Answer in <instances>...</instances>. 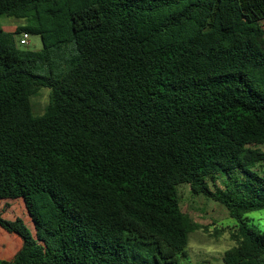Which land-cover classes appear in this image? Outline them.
I'll list each match as a JSON object with an SVG mask.
<instances>
[{"label":"trees","instance_id":"1","mask_svg":"<svg viewBox=\"0 0 264 264\" xmlns=\"http://www.w3.org/2000/svg\"><path fill=\"white\" fill-rule=\"evenodd\" d=\"M0 16L27 21L0 28V200L35 229L0 214L22 241L0 264H181L202 228L182 185L236 220L225 264H264L245 220L264 209V0H0Z\"/></svg>","mask_w":264,"mask_h":264},{"label":"rangeland","instance_id":"2","mask_svg":"<svg viewBox=\"0 0 264 264\" xmlns=\"http://www.w3.org/2000/svg\"><path fill=\"white\" fill-rule=\"evenodd\" d=\"M26 24V20L0 16V28L6 33H14L18 27ZM29 35V44L21 48L32 51L41 50L43 48L41 36L32 33ZM15 37L19 42L22 34ZM49 102L50 90L43 88L38 95L32 98L34 113L42 115ZM256 171L264 176V163L259 165ZM217 184L223 187V178H219ZM179 193L183 212L202 227L190 235L186 256L182 257L181 264H225V252L235 246V242L231 239V233L237 226L236 220L231 218L229 212L219 203L203 196L194 195L188 185L180 186ZM0 214L7 220L22 218L35 233L34 224L22 199L0 200ZM245 218L249 226L264 231V209L246 214ZM21 244L22 241L19 237L0 229L1 259H12ZM143 254H145L148 263L151 264L153 260L151 254Z\"/></svg>","mask_w":264,"mask_h":264},{"label":"built area","instance_id":"3","mask_svg":"<svg viewBox=\"0 0 264 264\" xmlns=\"http://www.w3.org/2000/svg\"><path fill=\"white\" fill-rule=\"evenodd\" d=\"M29 42H30V35H29V33H26V32L22 33V37L19 40V44L21 46H26V45L29 44Z\"/></svg>","mask_w":264,"mask_h":264},{"label":"crops","instance_id":"4","mask_svg":"<svg viewBox=\"0 0 264 264\" xmlns=\"http://www.w3.org/2000/svg\"><path fill=\"white\" fill-rule=\"evenodd\" d=\"M14 249V248H13ZM13 251V250H12Z\"/></svg>","mask_w":264,"mask_h":264}]
</instances>
